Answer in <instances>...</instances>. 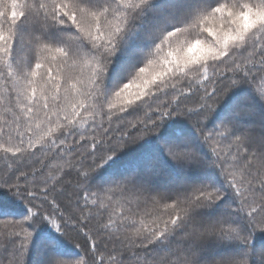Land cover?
I'll use <instances>...</instances> for the list:
<instances>
[{"label":"snow or ice","instance_id":"obj_1","mask_svg":"<svg viewBox=\"0 0 264 264\" xmlns=\"http://www.w3.org/2000/svg\"><path fill=\"white\" fill-rule=\"evenodd\" d=\"M150 3L10 0L8 15V5L0 0V54L5 57L0 67V158L6 162L0 169V196L11 193L26 209L20 219H0L16 226L8 234L9 264H26L33 229L44 224L79 251L71 260L48 256L45 264H252L254 256L264 262V248L252 245L253 234L264 232V136L249 129L238 132L231 121L208 126L223 97L242 85L264 109V3L218 0L217 6L199 12L189 24L214 36L204 42L209 52L200 59L178 55L177 41L186 29L173 27L144 54L152 65L149 57L168 48L157 62L159 70L141 80L134 99L124 98L113 111L111 97H121L129 85L121 87L116 76L106 87L109 69L128 34L151 10ZM217 17L223 27H208ZM241 17H253V22L242 27ZM53 46L63 55L65 71L59 79L51 65L44 70L42 52ZM194 64L203 66V79L198 88L189 86L188 93L199 94L196 107H189V95L169 80L180 79ZM76 67L79 73L73 71ZM38 70L43 83L35 79ZM138 72L143 74L145 67ZM243 114L255 116V106ZM181 117L191 124L197 143L172 139L176 129L165 125ZM153 138L143 173L94 182L105 165ZM165 159L177 168L215 169L222 186L173 181L170 189L159 190L152 178L165 173ZM68 176L73 179L66 180ZM98 193H105L108 203L97 206L93 199L90 207L89 196ZM121 201L129 205L127 213ZM133 204L145 209L148 223L137 227L130 219ZM218 205L228 211L211 219L202 215ZM210 241L240 247L204 260V245Z\"/></svg>","mask_w":264,"mask_h":264},{"label":"trees","instance_id":"obj_2","mask_svg":"<svg viewBox=\"0 0 264 264\" xmlns=\"http://www.w3.org/2000/svg\"><path fill=\"white\" fill-rule=\"evenodd\" d=\"M5 4L8 5V15L11 14L10 0H3ZM31 3L32 0H29ZM221 3L226 4H235V3H259V0H220ZM218 0H151L150 11H147L145 16L142 18L141 22H138L136 25L135 31L128 34L125 42L121 46V50L113 58L112 66L109 69L108 80L106 81V87H111L115 83L114 77L119 76L123 81L120 85L123 87V84H141V80L144 78H150L152 70H157L158 61L161 60L168 53V48L165 46L164 50L159 53V55H153L151 58L154 63L148 65V59L144 58V54L150 49H153L156 44H159L163 39V35H166L173 27H184L186 31L179 36L180 41L186 40H201L202 43L206 41H211L214 39V36L210 35L207 31L203 30L201 27H192L189 23L194 19V17L201 11L210 10L211 8L217 6ZM19 11V9H17ZM208 27L213 28L218 26V30L223 27V21L219 17L214 20H209L207 22ZM214 29V28H213ZM215 30V29H214ZM4 34H8V24L4 25ZM196 37V38H195ZM175 39V38H174ZM42 57L46 59L44 65V70L47 71L49 65L52 67V71L57 73V78L63 75L65 69L62 63L63 55L62 53H57L55 51V46L51 52L43 51ZM5 57L3 54H0V67H3V62ZM33 65L35 64V58L32 60ZM212 65L213 62L208 63ZM139 67H145V72L140 74L138 72ZM199 69V71H197ZM75 73H79L77 68L73 69ZM209 74L211 75L212 68H208ZM187 73L179 74L180 79L173 77L170 78L169 84H175L178 89H181L186 94L189 95V99L185 101L189 107H196V103L199 99V94L188 93L189 86L193 88H198L203 79V66L200 64L198 66L194 65L185 70ZM47 77H45L46 79ZM38 83H43L40 78V72L38 70L37 76L35 77ZM4 92V88L0 85V93ZM247 93V96H245ZM5 100H6V93ZM115 95L111 97V102L113 103ZM241 99L247 100V104L253 106L252 100L256 99L253 95L251 89L242 85L236 89L230 91L227 95L217 105L216 110L214 111L212 117L208 122V126L212 127L217 123H220V119L225 114L232 109L238 102H241ZM259 102V101H258ZM139 103V102H137ZM260 103V102H259ZM119 106H116V109L113 111H118ZM107 111V108L105 109ZM0 114H3V109L0 108ZM258 118L249 117L242 120V129L238 130L241 132L245 129H249L252 133L253 130H258V136H264V120L261 119L262 115L257 113ZM244 121V122H243ZM250 122L247 123V122ZM232 122V119H231ZM249 125V128L246 126ZM241 125V124H240ZM239 125V126H240ZM245 125V126H244ZM34 126V124H33ZM165 127L175 128L176 134L172 139L175 142L179 143L184 139H190L194 144L197 143L195 140V131L192 128L191 124L184 118H174L169 121ZM79 139V137H77ZM155 145V139H150L147 142H141L138 145H133L130 149L126 150L121 154L119 159L115 162H110L108 165L98 171L96 174V181L103 183L108 182L111 179L123 178L126 175H130L133 172L143 173L145 170V161L149 155L148 149ZM201 152H206V149L200 148ZM0 153V157H2ZM166 170L165 173L159 177H153L152 182L158 183L161 181H166L165 187H162V190H168L173 187V181L183 182V183H210L213 186L221 187L222 180L219 177L218 172L215 169H211L214 172L215 178H207V171L210 168H205L198 165H190L186 169L177 168L171 162H168L165 159ZM38 166V165H37ZM6 167V162L0 158V169ZM196 174V175H195ZM202 177H201V176ZM199 176V177H197ZM65 179H73V177L68 176ZM159 188V186L157 187ZM164 188V189H163ZM97 200V206L101 201L108 203L105 193H98L96 196H89V206H92V200ZM0 204L3 205L0 208V219L9 218V219H20L24 211H26L23 202L14 197L11 193H5L3 196H0ZM120 206L124 208L126 213L128 212L129 205L121 201ZM226 213L228 210L222 208L221 206L214 207L210 210H205L202 214L207 212ZM132 212L135 215H130V219L136 221L137 227L141 226V221L148 223L151 217L144 214L145 209L141 207L137 209L135 205H132ZM106 222V218H105ZM0 223H6L0 220ZM11 228L7 226L0 225V264H9V261L12 259V246L10 243H7L9 233ZM33 233L36 234L33 244L34 246H29V251L26 256V264H45V260L41 263L35 262L39 256H42L41 259L47 258L51 255H59L64 259H74L79 255L78 249H76L69 241L64 240L60 237V234L57 233L50 225L44 224L33 229ZM106 239V238H105ZM215 242H207L204 247L210 246ZM252 245L256 250L264 248V232L257 231L253 234ZM100 247L103 249L104 244L101 243ZM238 245H232L231 247H224L225 251L222 252L223 255L229 254L236 250ZM112 248V244L108 243V249ZM227 248V249H226ZM219 257L221 255L217 254ZM252 264H264L259 258V256H254L252 258Z\"/></svg>","mask_w":264,"mask_h":264},{"label":"rangeland","instance_id":"obj_3","mask_svg":"<svg viewBox=\"0 0 264 264\" xmlns=\"http://www.w3.org/2000/svg\"><path fill=\"white\" fill-rule=\"evenodd\" d=\"M259 3H264V0H259ZM215 30H218V26H214L213 27ZM196 38V37H195ZM194 40H198L197 38L196 39H194ZM201 43H202V41L201 40H199ZM208 63H211L212 61H207ZM194 65H196V66H198V65H200V64H194ZM194 65H190L189 67H192V66H194ZM77 68V71H80V68L79 67H76ZM157 70H152V73L154 72V71H158L159 70V64L157 65ZM172 79V78H171ZM140 91V84H138V83H136V84H130L129 86H128V88L125 90V92L124 93H122V95H121V97H114V99H113V103L116 105V106H119V105H122L123 104V102H124V98H126V97H131V98H133L134 99V97H135V94L137 93V92H139ZM245 96H247V93H246V95ZM247 102H249V101H247V100H243V99H241V102H238L236 105H235V107H234V109H232V110H230V111H228V112H225V114H223V116L221 117V119H220V122L221 121H224V122H230L231 121V119H232V122H234V124H235V126H236V129L238 128V130H240V129H242V120H244V119H246V118H248L249 119V117H253V118H258L257 117V114L255 115V116H246V115H244L243 114V110L244 109H247V108H250V107H252L251 105H249V104H247ZM252 102V104H254V106H255V108H256V113H258V114H260V115H262V117H261V119H263L264 120V109H262V106H261V104L258 102V99L256 98V99H254V100H252L251 101ZM241 113L240 115H236V113ZM244 122V121H243ZM247 123H249L250 124V122L248 121ZM241 124V125H240ZM240 125V126H239ZM248 125V124H247ZM245 126V125H244ZM247 128H249V125L248 126H246ZM237 131V130H236ZM253 134L254 135H256L257 137H260V136H258V130H253ZM196 175V174H195ZM201 176V175H200ZM197 177H199V176H197ZM202 177V176H201ZM206 177L207 178H215V175H214V172L210 169V170H208L207 171V175H206ZM152 184H153V186L155 187V188H157L158 186H159V188H157V189H159V190H162V187H165V184H166V181H164V179H163V181L161 182H159L158 183V185H157V183H155V182H152ZM164 189V188H163ZM218 212H220V214H221V211H219V210H217ZM219 213H212V212H207L206 214H202L205 218H208V219H211V218H215V217H217L218 215H220ZM0 225H2V226H7V227H9V228H11V231H13V230H15L16 229V226L15 225H12L11 223H0ZM6 233H9V232H6ZM35 236H36V234L35 233H33V238H32V242H31V244H30V246H34L35 247V245L33 244V242H34V239H35ZM232 245H219V244H216V243H214V244H212V245H210V246H206V247H204V251H203V255H202V259H204V260H211V259H214L215 258V256H218L217 254H219V255H223L222 254V252L223 251H225V248L224 247H231ZM227 249V248H226ZM42 258V256H39L36 260H34L35 262H38L39 261V263H41V262H43L44 260H46V257L45 258H43V259H41ZM74 258H76V257H74Z\"/></svg>","mask_w":264,"mask_h":264},{"label":"clouds","instance_id":"obj_4","mask_svg":"<svg viewBox=\"0 0 264 264\" xmlns=\"http://www.w3.org/2000/svg\"><path fill=\"white\" fill-rule=\"evenodd\" d=\"M253 22V17H241L239 23L242 27ZM179 45V54L184 55L186 58L195 60L200 59L208 54L209 49L206 47L205 43H201L199 40H186V41H177Z\"/></svg>","mask_w":264,"mask_h":264}]
</instances>
